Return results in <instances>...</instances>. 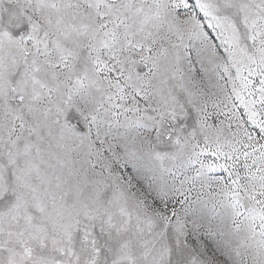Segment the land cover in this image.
Segmentation results:
<instances>
[{"label":"snow or ice","instance_id":"6c2138e0","mask_svg":"<svg viewBox=\"0 0 264 264\" xmlns=\"http://www.w3.org/2000/svg\"><path fill=\"white\" fill-rule=\"evenodd\" d=\"M0 264H264V0H0Z\"/></svg>","mask_w":264,"mask_h":264}]
</instances>
